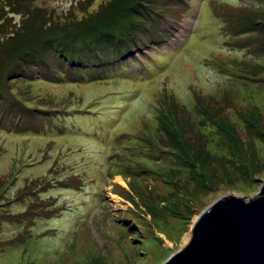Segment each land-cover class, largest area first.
Listing matches in <instances>:
<instances>
[{
    "label": "rangeland",
    "instance_id": "374dc122",
    "mask_svg": "<svg viewBox=\"0 0 264 264\" xmlns=\"http://www.w3.org/2000/svg\"><path fill=\"white\" fill-rule=\"evenodd\" d=\"M121 1L0 0V264H18L26 254L36 264H54L70 251L76 230L81 248L68 264L83 253L97 257L94 251L98 264H163L189 242L193 222L209 204L263 193L264 0H143L142 8L128 0L132 12H116L104 23L109 5ZM89 30L85 50H74L82 40L64 49L66 35ZM6 34L18 36L16 52L29 53L22 55L25 71L14 66L18 53L6 61ZM173 96L183 119H195L192 96L218 101L214 118L234 125L252 167L228 156L219 135L203 128L212 151L193 153L204 159L207 175L179 177L169 165L182 163L146 141L129 151L144 161L116 158L108 175L109 149L144 131L158 135L157 104ZM21 107L31 110L21 117L31 125L23 132L15 129L19 121L9 120ZM252 112L254 126H247L244 116ZM184 136L193 141L187 129ZM118 177L131 179L128 190ZM171 177L181 185L168 183ZM107 185L126 201L111 200ZM32 189L37 192L26 196ZM128 213L149 229L122 222H134Z\"/></svg>",
    "mask_w": 264,
    "mask_h": 264
},
{
    "label": "water",
    "instance_id": "95a60500",
    "mask_svg": "<svg viewBox=\"0 0 264 264\" xmlns=\"http://www.w3.org/2000/svg\"><path fill=\"white\" fill-rule=\"evenodd\" d=\"M248 201L226 195L195 219L185 246L163 264H264V185Z\"/></svg>",
    "mask_w": 264,
    "mask_h": 264
},
{
    "label": "trees",
    "instance_id": "16d2710c",
    "mask_svg": "<svg viewBox=\"0 0 264 264\" xmlns=\"http://www.w3.org/2000/svg\"><path fill=\"white\" fill-rule=\"evenodd\" d=\"M136 2H137V4L139 5V7L140 8H142V6H143V0L140 2V0H135ZM129 5H130V3H129V1L128 0H123V1H121L119 4H118V6H116V8L114 7V5L113 4H110L109 5V10H110V15H108V16H104V17H102V21L104 22V23H110V21H111V19H112V15L113 14H115L116 15V12L117 13H121L122 11H128V10H130V8H129ZM136 5V4H135ZM135 5H134V7H135ZM120 8V9H119ZM130 12H132L131 10H130ZM100 27H102V26H100ZM107 28H110V27H107ZM89 34H91V35H93V32H92V30H89L85 35H75V34H73V35H71V34H68V35H66L65 37H64V45H65V47L66 48H64V49H68L69 47H71V45H73V43L76 41V44L79 42V41H84V45L82 46V47H76V45H75V48H74V50L75 51H80L79 53H81V50H85L86 49V42L88 41V39L86 38V37H88L89 36ZM27 36H29V34H27ZM4 37V40H3V42L2 43H4V44H6V46H7V50L9 51V56L6 58V61L7 60H9L10 59V52H16L15 51V48H19V47H21L20 45L21 44H18V36L16 35V34H6V35H4L3 36ZM36 37H33V36H31L30 38H29V45L31 44V41H33V39H35ZM46 38H48V39H51V40H54V36H47ZM22 39V38H21ZM23 40V39H22ZM40 40V39H39ZM40 42H41V40H40ZM43 43V41L41 42V44ZM130 45V44H129ZM25 46H27V45H25ZM25 49H26V47H24ZM125 49V51H124V56H125V54H127V52H126V48H124ZM26 50H24L23 52H16V53H18V55H19V57L18 58H16L15 60H14V66H15V68H17V69H20L21 67L22 68H24V63H25V61H24V57L22 56V55H27L28 56V54L29 53H24ZM60 54H63V52L62 53H60ZM98 53H96V55H97ZM17 60V61H16ZM1 61V60H0ZM18 63V64H17ZM32 66H34V64H32ZM23 71H25V68H24V70ZM27 75L28 74H25V73H22L20 76H24V77H27ZM1 97V96H0ZM200 136L201 137H203L204 139H206L207 137V135H206V133H205V131H202L201 133H200ZM176 139L178 140V142H179V144L182 146V147H185V143H187L182 137H176ZM235 141V139L234 138H232V139H230L227 143H230V145L231 146H233L234 144L236 145V143L234 142ZM170 144V143H169ZM187 145H189V144H187ZM185 151H186V153H187V157H188V159H190V160H192L193 161V163H192V167H193V171L197 174V175H199V176H204V175H207V173H208V169H207V167H205L204 166V164H203V161H204V159H202V158H199V157H197V156H193V157H191L190 156V154H189V151L185 148ZM196 154H198V155H203L204 153H202V152H195ZM208 154H205V157L207 156ZM239 159H240V155L238 154V155H236ZM196 163H198V166H197V168H195L196 167ZM244 167L245 168H247L248 169V167H252V163H251V160L250 159H247V164H245L244 165ZM212 174V173H211ZM188 175V174H187ZM186 175V176H187ZM194 175V174H193ZM30 263H32L31 262V260H26L25 261V264H30Z\"/></svg>",
    "mask_w": 264,
    "mask_h": 264
},
{
    "label": "bare ground",
    "instance_id": "6f19581e",
    "mask_svg": "<svg viewBox=\"0 0 264 264\" xmlns=\"http://www.w3.org/2000/svg\"><path fill=\"white\" fill-rule=\"evenodd\" d=\"M98 53V52H97ZM118 179H120V177H118ZM113 196V195H112ZM114 197V196H113ZM115 198V197H114Z\"/></svg>",
    "mask_w": 264,
    "mask_h": 264
}]
</instances>
